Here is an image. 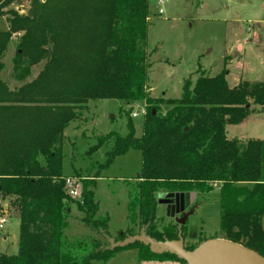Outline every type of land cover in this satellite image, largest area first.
I'll return each instance as SVG.
<instances>
[{
  "label": "trees",
  "instance_id": "1",
  "mask_svg": "<svg viewBox=\"0 0 264 264\" xmlns=\"http://www.w3.org/2000/svg\"><path fill=\"white\" fill-rule=\"evenodd\" d=\"M20 2L0 0V16L8 23L0 30V198L20 215L18 252L0 253V264H105L133 247L146 260L186 264L142 242L109 249L97 238L66 234L76 204L87 227L109 235V218L97 215L94 182H86L81 200H75L63 169L65 131L90 101L105 99L146 105L140 136L130 120L127 136H98L88 152L112 144L100 165L106 168L131 149L141 151V174L128 184L132 225L147 227L158 240L178 239L176 221L157 228L160 195L208 193L220 186V238L264 257V139L227 137V125L241 123L256 106L264 109V83L230 87L225 72L201 71L195 82L185 80L180 98L154 97L148 78L149 0H29L24 14L12 7ZM16 35L15 79L25 81L34 66L44 65L31 81L11 88L1 73ZM132 235L129 229L119 239Z\"/></svg>",
  "mask_w": 264,
  "mask_h": 264
},
{
  "label": "rangeland",
  "instance_id": "2",
  "mask_svg": "<svg viewBox=\"0 0 264 264\" xmlns=\"http://www.w3.org/2000/svg\"><path fill=\"white\" fill-rule=\"evenodd\" d=\"M12 7L24 14L28 12L30 3L29 0H21ZM149 10L148 78L152 96L180 98L185 80L195 82L201 71L209 76L225 72L230 87L242 81L264 83L263 0H149ZM7 28L6 17L0 16V30ZM18 40L19 35L11 39L3 58L5 68L1 77L11 88L31 81L44 65L34 66L25 81L15 79L13 58ZM145 108L143 100L131 105L114 99L92 100L82 118L65 131L64 173L79 182L81 191L86 182H94L99 207L97 215L109 218V235L116 239L125 236L129 229L136 234L141 232L138 226L131 224L127 205L128 184L136 183L142 171V153L131 149L116 157L109 167L101 168L112 144L96 152H88L97 144L98 136L110 132L127 136L130 120L135 126L136 135L140 136ZM256 108L258 111L241 123L227 125L229 139L238 138L242 142L264 139V109L260 106ZM133 113L139 115L133 117ZM220 196V186L208 193H198L195 211L183 228L188 247L195 248L205 240L223 236L220 228ZM2 205L4 209L0 215L7 216L8 223L5 229L0 230V253L13 255L19 249L20 215L11 208L9 200H3ZM83 216L73 204L67 236L71 239L93 237L109 245L103 234L92 231L83 223ZM174 222L164 205L159 204L157 228L162 229ZM153 260L143 259L140 248L133 247L117 252L105 264H161Z\"/></svg>",
  "mask_w": 264,
  "mask_h": 264
},
{
  "label": "water",
  "instance_id": "3",
  "mask_svg": "<svg viewBox=\"0 0 264 264\" xmlns=\"http://www.w3.org/2000/svg\"><path fill=\"white\" fill-rule=\"evenodd\" d=\"M175 198L177 202L179 198H185L184 203H182L181 207H177L176 212V207L173 205L172 213H167L168 216L175 218L178 223V239L158 240L147 233V227H143L139 234L126 236L122 240H117L110 235H104L109 242L108 248H125L130 244L142 242L144 245L149 246L151 252L175 255L180 260L185 261L186 264H264V257L258 252L225 238L205 240L194 249H187L182 227L187 223L193 210L183 213L181 217L176 216V214L185 211L191 200L196 198V193H164L160 195L159 204H172Z\"/></svg>",
  "mask_w": 264,
  "mask_h": 264
},
{
  "label": "built area",
  "instance_id": "4",
  "mask_svg": "<svg viewBox=\"0 0 264 264\" xmlns=\"http://www.w3.org/2000/svg\"><path fill=\"white\" fill-rule=\"evenodd\" d=\"M163 10H160V13H162ZM143 114L146 115V108L143 111ZM133 117H137L139 114L138 113H133ZM66 185H67V190L70 194V196L74 199L81 200V186L78 181L75 179H72L71 177H68L66 180ZM3 199L0 198V203H2ZM8 223V217L5 215H0V230H3L6 228V225Z\"/></svg>",
  "mask_w": 264,
  "mask_h": 264
},
{
  "label": "flooded vegetation",
  "instance_id": "5",
  "mask_svg": "<svg viewBox=\"0 0 264 264\" xmlns=\"http://www.w3.org/2000/svg\"><path fill=\"white\" fill-rule=\"evenodd\" d=\"M189 193H193V192H189ZM196 193V192H195ZM186 194V193H185ZM197 199H198V193H196V198L194 199V200H191V203H190V205L188 206V207H186V209H185V211H183V212H180L179 214H176V216H179V217H181L182 216V214L183 213H187V212H190L191 210H193V212L195 211V208H196V202H197ZM174 201H173V203L172 204H161V205H164V207H165V209H166V211H167V213L169 212L170 214L172 213V206L173 205H175V212H176V210H177V207L179 206V207H181V205H182V203H184V201H185V198H179V200H178V202H177V200H176V198L175 199H173ZM175 219V218H174Z\"/></svg>",
  "mask_w": 264,
  "mask_h": 264
},
{
  "label": "crops",
  "instance_id": "6",
  "mask_svg": "<svg viewBox=\"0 0 264 264\" xmlns=\"http://www.w3.org/2000/svg\"><path fill=\"white\" fill-rule=\"evenodd\" d=\"M153 261H156V262L161 263V264H181L182 263V262H180L178 260H174V259H163V260L155 259Z\"/></svg>",
  "mask_w": 264,
  "mask_h": 264
}]
</instances>
